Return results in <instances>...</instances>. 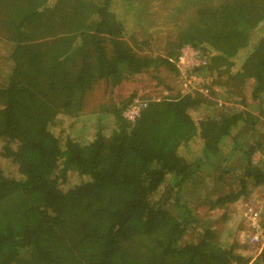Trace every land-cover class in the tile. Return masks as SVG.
<instances>
[{
	"label": "trees",
	"instance_id": "1",
	"mask_svg": "<svg viewBox=\"0 0 264 264\" xmlns=\"http://www.w3.org/2000/svg\"><path fill=\"white\" fill-rule=\"evenodd\" d=\"M129 8L124 0H0V44L12 46L13 62L0 82V264L250 261L236 224L217 232L179 201L220 188L208 179L226 183L220 157L238 161L240 193L248 183L264 186V163L250 159L264 154V0L201 7L153 58L124 25L136 17ZM184 45L206 63L186 79L215 74L219 98L240 109H217L190 90L147 100L133 123L103 106L92 122L83 118L85 93L99 80L115 85L157 63L179 75ZM89 123L97 125L91 139ZM213 197L212 207L226 199ZM188 228L194 236L183 243ZM253 264H264V248Z\"/></svg>",
	"mask_w": 264,
	"mask_h": 264
},
{
	"label": "rangeland",
	"instance_id": "2",
	"mask_svg": "<svg viewBox=\"0 0 264 264\" xmlns=\"http://www.w3.org/2000/svg\"><path fill=\"white\" fill-rule=\"evenodd\" d=\"M98 1V0H95ZM126 5L130 7L131 11L136 15L134 22L131 18V14L123 17L124 25L128 30L133 27L132 34L135 36L137 42H146L145 46H142L141 55H148L150 57L164 56V50L167 43L176 42V39L181 31H184L191 25L196 23L199 10L201 7H212L219 5L224 0H124ZM114 14L117 15V8L112 9ZM128 38V37H127ZM129 39V38H128ZM131 43L130 41H128ZM164 49V50H163ZM12 46L10 44L1 43L0 44V82H4L5 78L10 74L13 62L10 59ZM248 54V52H247ZM242 55V54H241ZM246 55V53L244 54ZM173 62L174 60H170ZM239 63L236 61L233 69L238 67ZM179 70V69H178ZM215 80V74L208 76L207 78H196L186 77L179 70V75H177L171 67L160 66L158 63L155 66H151L147 70H143L140 73L133 75L132 77L121 81L118 84L111 85L105 80H99L94 86L85 93L84 97V109L83 118L90 119L96 117V113L100 110V107L112 109H122L123 112L128 106L129 101L134 99L143 100H159L166 96H175L177 94H184L190 90H198L216 104L217 109L224 107L231 108L238 107L240 109L241 104L233 102H226L225 100L219 98V96H224L223 90L216 85L210 84L211 81ZM201 85V87H200ZM209 85V92L202 88ZM246 92L250 90V86L246 88ZM212 92V94H211ZM131 103V102H130ZM232 104V105H231ZM215 107V106H214ZM204 115L203 111L200 112L199 116ZM60 116L57 118L59 121ZM262 123L257 128V131L264 135V119H261ZM63 126L62 124L59 125ZM95 123L87 124L85 131L87 137L90 139L93 137ZM65 133H67L65 131ZM72 137V136H71ZM86 137V138H87ZM245 136L240 140H244ZM87 140V139H86ZM219 157V156H217ZM220 159L216 166L218 169L229 171V175H225V182L213 183L210 179L207 180L210 187H215L218 185L216 191L204 190L199 187L200 197L198 201L188 200L187 195H184V200H180L179 204L182 205L184 201L187 203L191 210V214L195 217L197 221H200L202 225H210L212 229L219 232L223 226L229 224H236V238L241 247L244 244L247 247L243 249V255L248 256V244H247V234L253 232L246 212L247 208L254 209L255 207H262L264 209V186H254L250 183L247 184L244 193H240V185L238 180V175H241L240 167L238 161L228 160L226 161L224 157L217 158ZM251 163L253 165L264 163V154L258 152L251 156ZM3 164V168L10 171L7 163ZM211 174H215V171L208 168ZM11 172L13 170L11 169ZM228 183L231 185L227 187ZM227 184V185H225ZM185 194V193H183ZM206 195V199L205 196ZM237 197L232 199L233 196ZM225 197L224 201L218 205L211 206L209 200H216V197ZM204 197V198H203ZM228 199V200H227ZM224 216L229 219L223 221ZM234 221V223H232ZM262 219L256 221L258 226H263ZM198 225V224H197ZM193 232L186 231L183 237V243L192 241ZM246 241V243H245Z\"/></svg>",
	"mask_w": 264,
	"mask_h": 264
},
{
	"label": "built area",
	"instance_id": "3",
	"mask_svg": "<svg viewBox=\"0 0 264 264\" xmlns=\"http://www.w3.org/2000/svg\"><path fill=\"white\" fill-rule=\"evenodd\" d=\"M175 66L186 77L187 71L199 66H204L205 60L200 57L199 51L193 49L190 45H184L175 60ZM193 80L196 78L192 76ZM146 106L143 100L134 99L124 110L123 117L129 122L133 123L139 116L141 110ZM247 218L253 232L247 234L248 255L250 261L246 264H253L257 257L261 254L264 248V209L262 207H255L254 209L247 208ZM262 219L263 226H258L256 221Z\"/></svg>",
	"mask_w": 264,
	"mask_h": 264
},
{
	"label": "clouds",
	"instance_id": "4",
	"mask_svg": "<svg viewBox=\"0 0 264 264\" xmlns=\"http://www.w3.org/2000/svg\"><path fill=\"white\" fill-rule=\"evenodd\" d=\"M246 242V241H245Z\"/></svg>",
	"mask_w": 264,
	"mask_h": 264
}]
</instances>
